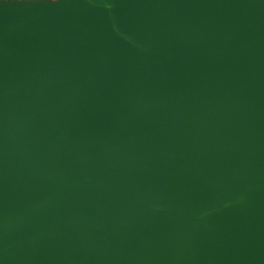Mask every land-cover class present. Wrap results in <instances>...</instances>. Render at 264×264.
Instances as JSON below:
<instances>
[{
    "label": "water",
    "instance_id": "95a60500",
    "mask_svg": "<svg viewBox=\"0 0 264 264\" xmlns=\"http://www.w3.org/2000/svg\"><path fill=\"white\" fill-rule=\"evenodd\" d=\"M0 264H264V0H0Z\"/></svg>",
    "mask_w": 264,
    "mask_h": 264
}]
</instances>
